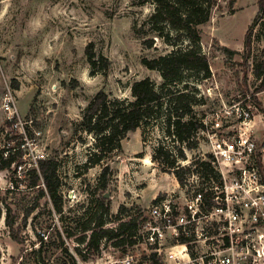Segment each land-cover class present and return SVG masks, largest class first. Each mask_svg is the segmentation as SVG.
<instances>
[{
    "label": "rangeland",
    "instance_id": "374dc122",
    "mask_svg": "<svg viewBox=\"0 0 264 264\" xmlns=\"http://www.w3.org/2000/svg\"><path fill=\"white\" fill-rule=\"evenodd\" d=\"M258 1L217 0L209 20L199 25L201 51L209 58L212 71L209 79H189L190 90L197 89L195 82L203 97L200 111L214 108L222 97L230 101L260 84L264 10L252 29L247 58L244 50L246 33L259 13ZM152 10L151 3L139 0H0V98L12 90L29 138L48 159L58 162L61 183L58 210L45 180L40 178L34 185L40 176L35 168L1 179L0 264H39L37 256L41 264H117L129 249L136 252L138 264H159L152 256L135 251L129 242L116 246V239L106 238L93 253L87 247L88 237L82 244L76 240L84 235L77 227L86 220L85 211L95 212L97 199L103 195L111 210L106 226L116 227L119 220L115 216L120 211L123 219L136 215L141 221L157 198L184 194V185L175 175L152 161L159 145L174 151L184 147L185 177L197 173L194 162L205 157L200 144L190 149L185 144L174 145L160 118L153 127L130 131L122 149L102 165L86 166L94 138L82 130L80 122L96 93L103 90L112 97L131 99L134 81L150 77L158 86L163 82L157 70L142 63L145 57L173 49L149 31L146 21ZM153 37L155 44L148 47L145 41ZM91 43L97 54L95 67L86 54ZM101 56L110 61L108 68ZM4 120L5 115H0V164L5 147L16 142L6 132ZM106 165L111 174L107 187L101 188L99 176ZM8 209L13 227L6 224ZM66 230L74 231V236L69 238Z\"/></svg>",
    "mask_w": 264,
    "mask_h": 264
},
{
    "label": "built area",
    "instance_id": "2783aa9c",
    "mask_svg": "<svg viewBox=\"0 0 264 264\" xmlns=\"http://www.w3.org/2000/svg\"><path fill=\"white\" fill-rule=\"evenodd\" d=\"M0 115H5V130L16 141L3 150L2 161L15 159L0 168V182L31 168L43 178L40 163L48 155L29 138L10 88L0 98ZM195 138L217 176L188 175L183 195L157 198L139 224L135 251L155 254L159 264H264L262 80L255 89L239 92L230 101L222 97L217 106L206 109ZM136 256L129 249L117 264H138Z\"/></svg>",
    "mask_w": 264,
    "mask_h": 264
},
{
    "label": "trees",
    "instance_id": "16d2710c",
    "mask_svg": "<svg viewBox=\"0 0 264 264\" xmlns=\"http://www.w3.org/2000/svg\"><path fill=\"white\" fill-rule=\"evenodd\" d=\"M139 2L153 5V10L146 21L148 29L173 48L166 54L142 59V63L147 68L160 73L163 82L158 86L150 77L134 81L131 86V99L112 97L103 90L96 93L84 109L80 122L82 130L94 138L93 148L88 153L86 162L88 167L102 165L108 157L122 149V141L130 131L153 127L160 118L163 119L165 133L173 137L174 145L185 144L190 149L200 144L195 137L201 127V115L204 113L198 109L201 104H204L203 97L195 82L193 86L197 89L190 90L189 79L195 77L198 82L212 77L209 58L201 51L199 25L209 20L217 0H139ZM258 3L259 13L245 36L246 58L250 56L252 49V29L264 10V0H259ZM145 44L152 47L155 44V38L147 39ZM86 54L90 65L97 66V54L92 43L87 46ZM101 60L104 68H108L110 61L103 56ZM261 79L264 85V76ZM186 158L184 147H175L174 151L164 144L156 147L152 154V161L158 163L164 172L173 173L181 185L185 184L186 179L184 174L186 165H182L181 161ZM14 159V156L4 159L0 168L10 166ZM194 165V171L197 173H212L217 176L210 158L197 159ZM57 171L58 162L54 159L40 163V172L48 193L58 210H61L57 200L61 187ZM110 174L109 165L104 166L99 176L101 188L107 187ZM40 178V176L36 177L34 185H37L36 182ZM1 213L0 207V215ZM122 213L120 211L115 216L119 220L116 227H107L106 223L111 216V210L108 199L103 195L97 199L95 212L92 213L91 209L85 211L87 218L81 226L77 227L84 232V235L76 240L82 244L88 237L87 247L89 252L93 253L100 250L101 242L106 238L116 239L114 243L116 246L126 242L134 245L137 242L135 236L138 233L139 224L144 217L141 221L136 215L123 219L120 217ZM6 224L9 227L14 225L10 209L6 214ZM66 233L69 238L74 236L72 230H66ZM40 242L43 243L42 238ZM77 250L81 252L79 246ZM37 251L39 250H33V252ZM82 256L84 260L88 259L86 253ZM152 257L158 260L155 254ZM40 260L41 256H37L39 264H41Z\"/></svg>",
    "mask_w": 264,
    "mask_h": 264
}]
</instances>
